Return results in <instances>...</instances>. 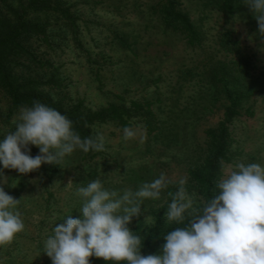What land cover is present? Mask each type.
<instances>
[{"label":"rangeland","instance_id":"1","mask_svg":"<svg viewBox=\"0 0 264 264\" xmlns=\"http://www.w3.org/2000/svg\"><path fill=\"white\" fill-rule=\"evenodd\" d=\"M19 1L26 0H7L13 6ZM54 1L68 10L73 22L53 12H30L31 20L46 24L48 38L29 42L43 66L21 73L51 80L43 91L67 108L81 104L97 112L111 104L125 105L135 112L130 127L136 135L125 139L116 122L95 124L92 137L97 132L105 137L98 156L76 151L61 164H45L24 176L3 169L0 187L21 200L18 210L26 227L0 247V264H51L43 254L44 240L68 215H80L75 189L97 178L121 193L134 192L161 173L167 186L177 190L183 178L195 201L193 209L200 205L188 170L202 163L206 132L223 120V82L251 95L228 127L232 160L223 172L238 162L264 164V45L257 38L255 18L251 23L227 19L200 0H172L201 34L200 46L190 47L183 32L163 23L159 8L167 0ZM9 107L0 92V138L15 130L19 110L10 113ZM30 148L32 156L39 154L38 148ZM69 180L74 183L67 186ZM166 188L160 199L143 200L142 215L129 225L133 232L152 227L157 215L166 220Z\"/></svg>","mask_w":264,"mask_h":264},{"label":"clouds","instance_id":"2","mask_svg":"<svg viewBox=\"0 0 264 264\" xmlns=\"http://www.w3.org/2000/svg\"><path fill=\"white\" fill-rule=\"evenodd\" d=\"M244 5L258 22L256 35L264 45V0H244ZM13 123L15 130L0 138V180L4 179L3 169L24 176L45 164H61L76 151L105 148L102 133L82 138L66 115L40 101L21 107ZM123 134L125 139L136 135L127 126ZM30 146L38 148L39 154L32 156ZM73 183L69 180L67 186ZM167 184L161 173L134 192L110 189L99 178L77 187L80 215H68L54 226L43 242V254L51 264H90L92 257L105 264H264V164L228 165L216 183L215 194L202 202V210L186 226L168 231L157 254L144 256L141 236L129 225L142 215L143 200L160 199ZM185 184L180 179L168 204L165 218L170 223L183 224L193 209L195 201ZM20 201L0 187V247L25 230Z\"/></svg>","mask_w":264,"mask_h":264},{"label":"trees","instance_id":"3","mask_svg":"<svg viewBox=\"0 0 264 264\" xmlns=\"http://www.w3.org/2000/svg\"><path fill=\"white\" fill-rule=\"evenodd\" d=\"M200 1L203 2L204 6L216 10L227 19L238 17L246 18L249 22L254 20V15L244 5V0ZM0 3L4 7L3 10H0V92L10 102V113L18 111L21 107L31 106L33 101H40L66 115L73 122L74 129L82 138L92 136L91 127L95 124L116 122L122 128L130 127V120L135 112H131L125 105L111 104L97 112L86 110L81 104L67 108L63 102L53 100L43 91L51 80L45 82L42 78H33L21 73L30 66H43L29 42L34 39H42L46 42L48 38L46 24L31 20L28 17L29 13L53 12L61 18L73 22L67 9L60 7L54 0L19 1L15 6L9 5L7 0H0ZM159 14L168 29L183 32L190 47L200 46L201 34L194 28L189 17L176 9L172 0H167L165 4L160 6ZM221 89V94L227 103L223 120L216 130L206 132L207 151L202 163L188 170V177L202 202L209 200L215 194L216 183L223 173L224 165L232 160V140L228 127L234 118L240 114V111L245 108L244 104L251 97L250 94L240 93L229 88L224 82ZM138 108L140 107H135V109ZM149 114L151 115V112ZM149 118H152V115ZM147 128L149 132L155 130L149 121ZM86 154L98 156L100 151H90ZM176 191L173 186H167L166 204L164 206L166 210ZM199 210H202V203L196 205L192 211L186 214L183 224L170 223L157 215L152 227L142 232L136 230V234L141 236L143 242L141 254L144 256L157 254L164 243V235L175 227L186 226L187 221ZM90 264H105V262L102 259L92 257Z\"/></svg>","mask_w":264,"mask_h":264}]
</instances>
